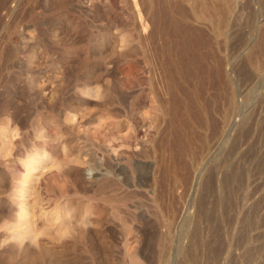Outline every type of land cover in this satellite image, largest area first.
<instances>
[{"label":"rangeland","instance_id":"1","mask_svg":"<svg viewBox=\"0 0 264 264\" xmlns=\"http://www.w3.org/2000/svg\"><path fill=\"white\" fill-rule=\"evenodd\" d=\"M170 1L0 0V264H264V0Z\"/></svg>","mask_w":264,"mask_h":264},{"label":"bare ground","instance_id":"2","mask_svg":"<svg viewBox=\"0 0 264 264\" xmlns=\"http://www.w3.org/2000/svg\"><path fill=\"white\" fill-rule=\"evenodd\" d=\"M164 1H165V0H164ZM192 1H193V0H190V2H192ZM225 1H226V0H225ZM153 2H154V1H153ZM155 2H156V1H155ZM169 2H171V1L169 0ZM158 3H160V2H157V4H158ZM192 3H193V2H192ZM149 4H150V3H149ZM180 4H181V3H180ZM174 5H175V4H174ZM153 6H154V5H153ZM158 6H159V5H158ZM160 6H161V5H160ZM168 6H169V5H168ZM148 7H149V5H148ZM155 7L157 8V6H155ZM177 7H180V6H177ZM216 7H217V6H216ZM220 7H221V6H220ZM181 8H182V7H181ZM152 9H153V8H152ZM152 9H151V10H152ZM193 9H194V8H193ZM205 9H206V8H205ZM218 9H219V8H218ZM155 10H156V9H155ZM155 10L153 9V12H152V11H151V12H152L153 14H157V12L154 13ZM159 10H160V8H159ZM173 10H174V9H173ZM180 10H182V9H180ZM163 11H164V9H163ZM171 11H172V10H171ZM151 12H150V13H151ZM159 12H160V11H159ZM167 12H168V11H167ZM167 12H166V13H167ZM179 12H180V11H179ZM217 12H218V11H217ZM153 14H152V15H153ZM149 15H150V14H149ZM165 15L167 16V14H165ZM154 16H155V15H154ZM166 16H165V17H166ZM168 16H170V15H168ZM170 17H172V16H170ZM150 19H151V18H150ZM156 19H157V18H156ZM172 19H175V18H172ZM152 20H153V19H152ZM152 20H151V21H152ZM157 20H158V19H157ZM169 20H170V18H169ZM175 20H177V19H175ZM177 21H178V20H177ZM179 22H180V21H179ZM179 22H178V23H179ZM152 23H153V22H152ZM155 23H156V22H155ZM157 23H158V22H157ZM150 24H151V23H150ZM164 24H166V22H165ZM153 25H154V24H153ZM153 25H151V26H153ZM169 25H170V23L167 24V26H169ZM173 25H175V24L173 23ZM180 25H181V24H180ZM148 26H149V25H148ZM157 26H158V25H157ZM159 26H160V25H159ZM163 26H164V25H163ZM176 26H178V25H176ZM187 26H188V25H187ZM161 27H162V26H161ZM174 27H175V26H174ZM150 28H151V27H150ZM169 28H170V27H167V30H169ZM189 28H190V27H189ZM159 29H160V28H159ZM173 29H174V28H173ZM175 29H176V28H175ZM163 30H165V26H164V29H163ZM160 31H161V30H160ZM160 31H159L158 33H160ZM151 32H152V31H151ZM164 33H165V32H164ZM176 33H177V32H176ZM160 34H161V33H160ZM160 34H159V35H160ZM175 35H177V34H175ZM187 35H188V34H187ZM150 36H152V35H150ZM160 36H162V34H161ZM171 36L173 37L172 34H171ZM152 37H153V36H152ZM154 37H155V33H154ZM184 37H185V36H184ZM191 38H192V37H191ZM150 39H152V38H150ZM157 39H158V38H157ZM173 39H174V38H173ZM183 39H184V38H183ZM185 39H186V38H185ZM187 39H188V38H187ZM153 40H154V39H152V41H153ZM149 41H150V40H149ZM152 41H151V43H152ZM160 41H162V39H161ZM174 41H177V40H173L172 42H174ZM188 41H189V40H188ZM188 41H187V42H188ZM153 42H154V41H153ZM165 42H166V40H165ZM170 42H171V41H170ZM190 42H192V41H190ZM149 43H150V42H149ZM151 43H150V44H151ZM163 43H164V42H163ZM173 44H174V43H173ZM178 44L181 45V46H183L185 43H184V41L182 40V41L179 42ZM157 45L159 46V44H157ZM196 45H197V44H196ZM146 46H147V45H146ZM155 46H156V45H155ZM150 47H151V46H150ZM171 47H172V46H171ZM174 47H175V46L173 45V48H174ZM188 47H190V46H188ZM188 47H187V50L189 49ZM198 47H199V46H198ZM146 48H147V47H146ZM164 48H165V46H164ZM179 48H180V47H179ZM177 49H178V48H177ZM180 49H181V48H180ZM191 49H192V48H191ZM197 49L199 50L200 48H197ZM163 50H164V49H163ZM165 50H166V49H165ZM183 50H184V48L181 49V51H183ZM205 50H206V49H205ZM201 51H202V49H201ZM166 52H167V51H166ZM166 52H165V53H166ZM171 52H172V51H171ZM187 52H188V51H187ZM191 52H192V50H191ZM191 52H190V53H191ZM194 52H195V51H194ZM194 52H193V53H194ZM205 52H206V51H205ZM205 52H204V53H205ZM151 53H152V52H151ZM161 53H162V51H161ZM176 53H178V52H176ZM180 53H183V52H180ZM190 53H188L186 57H185V56H182V59H183L184 61H189L191 58H193L192 54L189 55ZM196 53H197V52H196ZM166 54H167V53H166ZM171 54H172V53H171ZM183 54H184V53H183ZM156 55H157V54H156ZM175 55H176V54H175ZM179 55H180V54H179ZM179 55H176V56H179ZM181 55H182V54H181ZM194 55H195V54H194ZM201 55H202V53H201ZM204 55L206 56V54H204ZM153 56H154V55H153ZM162 56H163V55H162ZM202 56H203V55H202ZM194 57H195V56H194ZM178 58H179V57H178ZM150 59H151V58H150ZM154 59H155V58H153V60H154ZM182 59H180V60H182ZM185 59H187V60H185ZM205 59H206V58H205ZM155 60H157V59H155ZM162 60H163L162 62H164V64H165V66H164V67H165V70H164L165 72H164V74H165L167 80H170L171 78H176L177 75H180V74H179V70H180V68H182V66H183V65H182L183 62L181 63L180 60H179L180 62H178V61L176 62V61H174L170 56H167L166 58L164 57ZM157 61H158V60H157ZM157 61H155V62H157ZM162 62H161V63H162ZM185 63H186V62H185ZM185 63H184V64H185ZM155 64H156V63H155ZM202 64H203V62H202ZM153 65H154V63H153ZM153 65H152V66H153ZM157 66H158V65H157ZM157 66H154V67H157ZM203 66H204V65H203ZM209 66H210V65H209ZM201 68H202V67H201ZM202 69H205V67L202 68ZM217 69H218V68H217ZM182 70H184V69H182ZM182 70H180V71L182 72ZM211 71H212V69H211ZM154 72L156 73L157 71H154ZM203 72H204V70H203ZM208 72H210V71H208ZM199 73H200V72H199ZM157 74H159V72H158ZM160 74H161V73H160ZM183 74H184V73H182L181 75H183ZM188 74H189V73H188ZM199 75H200V74H199ZM208 75H209V74H208ZM153 76H154V75H153ZM155 76H156V75H155ZM158 76H159V75H158ZM184 76H185V75H184ZM184 76H183V77H184ZM190 76H191V75H190ZM192 76H193V75H192ZM202 76H204V75H202ZM161 77H162V75H161ZM181 77H182V76H181ZM204 77H205V76H204ZM184 78H185V77H184ZM198 78H199V76H198ZM155 79H157V78L155 77ZM158 79H159V78H158ZM191 79H192V78H191ZM202 79H203V78H202ZM162 80H163V79H162ZM221 80H222V79H221ZM176 81H177V80H176ZM176 81H175V82H176ZM199 81H200V80H199ZM203 81H204V79H203ZM161 82L163 83V81H161ZM161 82H160V83H161ZM177 82H178V81H177ZM186 82H187V81H186ZM201 82H202V81H201ZM201 82H200V83H201ZM210 82H211V81H210ZM157 83H158V82H157ZM160 83H159V84H160ZM212 83H213V82H212ZM164 84H165V83H164ZM174 84H175V83H174ZM179 84L181 85V82H179ZM187 84H188V83H187ZM202 84H203V83H202ZM208 84H209V82H208ZM160 85H161V84H160ZM199 85H200V84H199ZM213 85H214V84H213ZM154 86H155V85H154ZM163 86H165V85H163ZM167 86H168V84H167ZM155 87H157V86H155ZM155 87H154V88H155ZM176 87H177V86H176ZM180 87H181V86H179V88H180ZM197 87H198V86H197ZM200 87H201V86H200ZM202 87H203V86H202ZM157 88H158V87H157ZM161 88H162V87H161ZM170 88H171V87H170ZM170 88H169V89H170ZM159 89H160V88H159ZM159 89H158V92H157V93H159ZM171 89H172V88H171ZM183 89H184V88H183ZM199 89H200V88H199ZM154 90H155V89H154ZM161 90H162V89H161ZM201 90H202V89H201ZM168 91H169V90H168ZM170 91H171V90H170ZM163 92H164V91H163ZM163 92H162V93H163ZM193 92H194V91H193ZM201 92H202V91H201ZM162 93H161V95H162ZM164 93H165V92H164ZM172 93H173V92H172ZM198 93H200V92H198ZM159 95H160V94H159ZM198 95H199V94H198ZM162 96H163V95H162ZM204 96H205V95H204ZM158 97H159V96H158ZM168 97H169V96H168ZM189 97H190V96H189ZM160 98L163 99V97L160 96V97H159V100H161ZM199 98H200V97H199ZM190 99H191V98H190ZM203 100H204V99H203ZM164 101H165V100H164ZM204 101H205V100H204ZM205 102H206V101H205ZM202 103H204V102H202ZM208 103H209V102H208ZM214 103H215V102H214ZM204 105H205V104H204ZM214 106H215V105H214ZM175 107H176V106H175ZM192 107H193V106H192ZM168 108H169V107H168ZM176 108H178V107H176ZM193 108H194V107H193ZM196 108H197V107H196ZM171 109H172V108H171ZM197 109H198L197 111H198V113H199V112H200V111H199V108H197ZM209 109H210V108H209ZM207 110H208V108H207ZM207 110H206V111H207ZM170 111H171V110H170ZM167 112H168V111H167ZM176 112H177V111H176ZM170 113H171V112H170ZM188 113H189V112H188ZM191 114H194V113L192 112ZM199 114H201V113H199ZM189 115H190V114H189ZM190 116H191V115H190ZM192 116H193V115H192ZM196 116H197V115H196ZM201 116H202V115H201ZM207 116H209L208 113H207ZM202 117H203V116H202ZM196 118H197V117H196ZM208 118L210 119V117H208ZM174 120H175V119H174ZM201 121L203 122V120H201ZM198 123H199V122H198ZM171 124H172V123H171ZM184 125H185V124H184ZM199 125H200V124H199ZM216 126H217V124H216ZM174 128H175V127H174ZM215 128H216V127H215ZM192 130H193V129H192ZM174 132H175V130H174ZM186 133H187V132H186ZM194 136H195V135H194ZM176 137H177V136H176ZM179 137H180V136H179ZM181 138H182V137H181ZM177 139H178V138H177ZM198 139H199V138H198ZM175 141H176V140H175ZM179 141H180V140H179ZM183 141H184V140H183ZM191 143H192V142H191ZM169 144H170V143H169ZM169 146H170V145H169ZM175 155H176V154H175ZM175 155H174V156H175ZM177 155H178V154H177ZM182 155H183V154H182ZM174 156H173V157H174ZM178 157H179V156H178ZM183 158H184V157H182V160H183ZM173 159H174V158H173ZM178 159H180V158H178ZM185 159H186V158H185ZM177 161H178V160L176 159V162H177ZM179 161H180V160H179ZM179 161H178V162H179ZM169 164H170V163H169ZM180 164H182V163H180ZM183 165H184V164H183ZM167 166H168V165H167ZM179 166H181V165H179ZM168 168H169V167H168ZM168 171H169V169H168ZM173 173H175V172L173 171ZM180 174H181V173H180ZM176 176H177V175H176ZM181 177H182V176H181ZM213 254H214V253H213ZM203 255H204V254H203ZM215 255H216V254H215ZM206 256H207V255H206ZM209 261H210V260H209ZM197 262H198V261H197Z\"/></svg>","mask_w":264,"mask_h":264}]
</instances>
